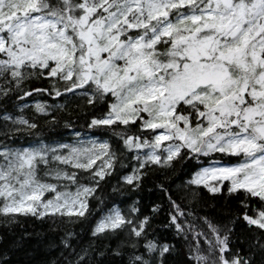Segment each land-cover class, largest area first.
<instances>
[{
	"label": "snow or ice",
	"instance_id": "obj_1",
	"mask_svg": "<svg viewBox=\"0 0 264 264\" xmlns=\"http://www.w3.org/2000/svg\"><path fill=\"white\" fill-rule=\"evenodd\" d=\"M125 159L132 191L197 170L157 185L166 204L125 209L102 196ZM201 189L234 200L231 215H201ZM97 213L56 264H264V0H0V223Z\"/></svg>",
	"mask_w": 264,
	"mask_h": 264
},
{
	"label": "trees",
	"instance_id": "obj_2",
	"mask_svg": "<svg viewBox=\"0 0 264 264\" xmlns=\"http://www.w3.org/2000/svg\"><path fill=\"white\" fill-rule=\"evenodd\" d=\"M45 83L46 82L43 81H37L36 85L38 87H42ZM36 102L51 104L53 101L47 96H34L32 98H28V103L30 105H34ZM58 102L64 103L63 100ZM33 111L34 108L32 110L25 109V114L31 115ZM88 111L89 109H84L83 113L76 111L74 106L66 110V112L71 113L70 118L74 124L85 132H87L85 121L79 117L83 116ZM65 114V112L61 113V115ZM58 131L64 132L67 138L68 130L61 127ZM48 135L49 133H46V136ZM123 163L125 167L118 169L117 173H114L112 179L109 181L110 185H116L117 181H119V188L121 191L120 193L110 192L107 196H105V198L103 197L105 204L115 200L116 203L121 204V206L126 209L124 203L121 202H126L130 199L133 203L138 200L142 210L145 211L148 210L154 203L166 204V200L162 199L163 194L157 187L159 183L165 182L166 185L171 184V191L176 192L177 185L189 180L191 178L190 173L197 170L194 161H186L183 165H177L175 174L169 175L167 180H165V177L159 170H157L149 174V177L144 181L140 189L132 191L127 185L122 183L121 177L128 174L134 162L125 159ZM173 181H175V183H173ZM201 191L204 198L208 201V204L203 208L197 209L201 215L207 213L217 218L231 215V212L235 208L234 200L220 196L213 198L206 190L201 189ZM108 198H110L109 201ZM184 203H187V201H184ZM96 206L97 208L103 207L99 204ZM34 218L31 216H19L18 221L15 224L4 225L3 223H0V253L7 254L11 264H19V261L22 259L29 258L32 260V264H56L59 258V251L63 250V244L61 241L66 232L71 230L76 233L77 237L75 238L79 239L81 242L83 239L88 237L87 230L89 228V220L94 218L95 223V221L99 219V214H94L84 222L56 220L54 223L52 220L47 218L44 220ZM162 219L163 217L157 219L156 225L154 226L155 228H161L160 225ZM29 221H32L33 223H30ZM161 231H163L162 228ZM165 234L167 235V232H165ZM111 240H114L115 243H110V241V247L115 249L117 247L118 240L115 238ZM57 248L60 249L56 250ZM110 260L112 261V264H127V256L110 257Z\"/></svg>",
	"mask_w": 264,
	"mask_h": 264
},
{
	"label": "bare ground",
	"instance_id": "obj_3",
	"mask_svg": "<svg viewBox=\"0 0 264 264\" xmlns=\"http://www.w3.org/2000/svg\"><path fill=\"white\" fill-rule=\"evenodd\" d=\"M49 135H52V133L51 132H49ZM94 138V137H93ZM119 185H120V182L119 181H117V184L115 185V184H113V185H110L109 183L107 184V185H105V187H104V191H103V193H102V196L105 198V196H107L110 192H112V187L113 186H117V187H119ZM110 200V198H108V201ZM107 202V201H106ZM134 203V202H133ZM132 201H130V199L129 200H127L126 202H124V205H125V207L127 208V207H129V206H131L132 204ZM34 218V217H33ZM34 219H37V218H34ZM39 220V219H38ZM94 218L93 219H90L89 220V228H88V230H87V234H88V237L87 238H85V239H83L82 241H81V244L83 245V246H87L88 244H89V242L91 241V229L94 227V225H95V223H94ZM30 223H33L32 221H29ZM156 231L157 232H160L161 231V228H159V229H157L156 228ZM111 242L110 243H112V242H114L115 243V241L114 240H110ZM60 248H57L56 250H59ZM63 250H60L59 251V258H58V260H60V258H61V252H62Z\"/></svg>",
	"mask_w": 264,
	"mask_h": 264
},
{
	"label": "rangeland",
	"instance_id": "obj_4",
	"mask_svg": "<svg viewBox=\"0 0 264 264\" xmlns=\"http://www.w3.org/2000/svg\"><path fill=\"white\" fill-rule=\"evenodd\" d=\"M87 138H93V137H90V136H89V137H87ZM98 163H99V162H98Z\"/></svg>",
	"mask_w": 264,
	"mask_h": 264
}]
</instances>
